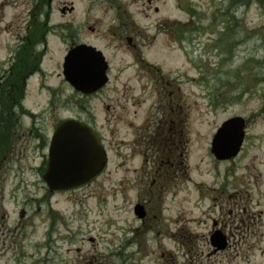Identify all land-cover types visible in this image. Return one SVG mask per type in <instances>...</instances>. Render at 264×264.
Returning <instances> with one entry per match:
<instances>
[{
  "label": "rangeland",
  "instance_id": "rangeland-1",
  "mask_svg": "<svg viewBox=\"0 0 264 264\" xmlns=\"http://www.w3.org/2000/svg\"><path fill=\"white\" fill-rule=\"evenodd\" d=\"M240 1L248 2L239 0V4ZM34 2L0 0V59L7 54V45L14 46L19 33H23ZM177 2L173 0L171 5L163 7L164 15L170 13L174 19L190 20L191 27L201 25L202 29L189 30L190 46L185 51L183 46L181 50L162 51V46L158 45L151 54L153 61L163 65L166 79L172 82L169 91L176 93L175 96L168 95L160 103L157 95L153 98L144 95L140 83L133 78L135 72H112L110 85L91 102L99 125H104L100 133L107 144L109 166L89 185L47 196L49 193L38 172L41 149L28 153L19 172L20 166L15 165L1 195L0 215L7 213L16 223L18 210L25 208L26 225L23 231L4 233L0 230V264H32L41 259L45 264H243L239 259L242 255L238 254L236 260L233 251L214 255L209 242L216 196L210 188L217 187V181L224 180L223 177L229 179L231 169L230 163L215 159L211 143L221 124L237 115L250 120L247 149H264V119L260 114L262 86L258 87L250 78L245 80L249 73L244 72L246 53L237 52L233 61L234 55L230 52L223 51L224 57H220L217 51L206 50V45L192 42V39L211 36L208 33L211 29L203 25L216 16L214 21L218 19L226 5L224 0ZM252 6L248 13L241 4L238 16L247 17L248 26L257 29L264 17L256 3ZM256 35L255 32L254 48L259 47L261 41ZM238 37H245L243 30H238ZM62 53L53 43L47 71L49 78L53 73L51 68L58 65ZM262 53L260 49L254 54L261 59ZM256 74L260 75V71ZM117 75H121L119 80L114 79ZM55 77L50 80L58 85L61 78ZM128 78L130 87L124 88ZM34 87L32 85L28 105L40 113L48 109V97L45 91L39 93ZM59 91L65 103L73 95L68 85L59 87ZM234 97L236 102L233 103ZM156 101L157 109L152 110ZM163 103L168 110L171 105L180 104L183 116L187 115L189 137V180L179 189L172 187L162 205L165 220L162 228L173 233L172 241L164 233L160 235L157 229L142 227L134 213L145 184L138 180L136 171L142 167V158L132 146L136 134L127 127L130 122L141 126L149 120L158 121ZM68 106L60 104L54 115L46 111L42 121L46 135L51 134L55 119L69 116ZM253 154H260L258 159L264 160V155L254 149L245 152L243 163L248 164ZM20 186L23 191H19ZM36 199L42 202L38 204ZM241 252L250 255L253 264H264V246L244 248Z\"/></svg>",
  "mask_w": 264,
  "mask_h": 264
},
{
  "label": "flooded vegetation",
  "instance_id": "flooded-vegetation-1",
  "mask_svg": "<svg viewBox=\"0 0 264 264\" xmlns=\"http://www.w3.org/2000/svg\"><path fill=\"white\" fill-rule=\"evenodd\" d=\"M177 1L181 4V0ZM224 1L226 5L220 11L222 14L218 19L214 21L216 16L203 25L211 29L208 32L211 36L192 39V42L196 45H206V50L211 48L217 51L219 56L223 51L230 52L234 55L233 61L237 58V52L246 53L244 72L249 73L245 80L250 78L252 83L258 87L262 86L260 114L264 119V20L260 28L254 29L245 21L247 17L238 16L241 4L249 13L252 5L256 3L259 9H262L264 17V1L248 0L246 3L240 1V4L239 0ZM172 3L173 0H36L23 33H19L14 46L7 45L8 52L0 59V199L12 177L14 166H20L17 172L22 170L23 159L31 150L39 149L42 150V161L38 172L49 193L47 196L62 192L49 187L45 173L50 164V149L55 132L64 120L74 119L89 126L108 150L100 133V128L104 125H99L91 102L110 85L113 71L121 74L135 72L133 78L140 83L144 95L149 98L157 95L160 103L164 102L168 95L175 96L176 93L169 91L168 87L172 82L166 79L163 65L153 61L151 54L158 45L162 46V51L171 52L174 48L181 50L182 46L183 51L187 50L190 46L187 36L189 30H201L202 27H191L190 20L174 19L170 13L164 15L163 7ZM38 11L41 15L37 14ZM239 29L243 30L245 37H238ZM255 32L256 37L261 39L259 47L256 48L253 45ZM53 43L63 53L58 65L51 68L53 73L49 78L47 71L50 67V49ZM260 49L263 53L261 59H257L254 53ZM69 55L72 70L93 72L86 85L92 84L89 81L92 82L97 77L96 71L105 68L108 79L105 87L93 94H86L70 84L64 76ZM256 71H260V75H254ZM53 77L61 78L58 80L59 86L53 85L50 80ZM120 78L121 75H117L114 79ZM130 80H126L124 88L130 87ZM32 85L39 93L45 91L47 94V110L44 108L45 111L39 113L28 105ZM63 85H68L73 93L66 103L59 91V87ZM237 89L235 86L234 90L238 93ZM233 99V103L236 102V98ZM60 104H69L70 114L66 118L55 119L51 134L46 135L45 123H42L46 111L54 115ZM155 104L156 107L152 110L157 109V101ZM160 106L162 112L158 121L149 120L141 126H134L130 122L127 127L136 134L132 146L142 158V167L136 171L139 174L138 180L145 186L141 187L140 200L136 204L143 205L146 212L145 217L138 221L142 227L157 229L160 235L164 233L165 237L169 236L172 241L173 233L162 228L165 224L162 205L172 187L179 189L189 180V137L187 115L183 116L180 104L175 107L171 105L169 110L164 103ZM245 119V142L235 157L223 161L231 164L229 179H225L220 173L224 180L219 179L217 187L210 188L215 191L216 196L213 204V231L209 242L212 246V235L218 233L222 238L220 244H225V247L214 250V255L222 256L233 251L236 253L235 259L241 254L240 262L253 264L250 255L242 254L241 251H244V248L248 250L264 246V160L258 159L260 154H253L248 164L243 161L247 156L246 151L257 149L264 155V149H247L250 120ZM82 187L84 186L78 188ZM75 189L77 188L70 190ZM23 190L20 186L19 191ZM36 200L38 204L42 202ZM25 203L28 204L29 201ZM2 206L4 207L3 203ZM26 215L27 210L20 208L16 223H13L11 215L2 213L0 230L4 233L23 231ZM239 249L241 251L238 252ZM32 264L45 263L41 259Z\"/></svg>",
  "mask_w": 264,
  "mask_h": 264
},
{
  "label": "water",
  "instance_id": "water-1",
  "mask_svg": "<svg viewBox=\"0 0 264 264\" xmlns=\"http://www.w3.org/2000/svg\"><path fill=\"white\" fill-rule=\"evenodd\" d=\"M64 73L71 84L86 93L100 89L107 82L106 70L102 68L95 72L97 77L94 81H89L92 84L86 85L93 72L72 70L71 55L66 59ZM244 136V118L227 120L213 138L212 153L218 160L231 159L239 152ZM50 157L45 179L52 190L69 189L84 184L98 175L108 163L107 151L97 136L88 126L75 120H67L59 125L52 141ZM135 214L144 218V207L137 205ZM221 241L218 233L212 236V244L217 249L225 247V244H220Z\"/></svg>",
  "mask_w": 264,
  "mask_h": 264
},
{
  "label": "trees",
  "instance_id": "trees-1",
  "mask_svg": "<svg viewBox=\"0 0 264 264\" xmlns=\"http://www.w3.org/2000/svg\"><path fill=\"white\" fill-rule=\"evenodd\" d=\"M38 15H41V13L39 12Z\"/></svg>",
  "mask_w": 264,
  "mask_h": 264
}]
</instances>
